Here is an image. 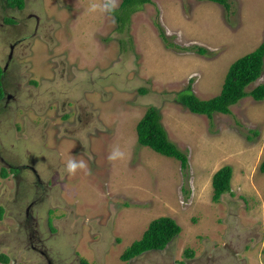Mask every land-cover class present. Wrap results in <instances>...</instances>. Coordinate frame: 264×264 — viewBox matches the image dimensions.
Masks as SVG:
<instances>
[{"label": "rangeland", "instance_id": "374dc122", "mask_svg": "<svg viewBox=\"0 0 264 264\" xmlns=\"http://www.w3.org/2000/svg\"><path fill=\"white\" fill-rule=\"evenodd\" d=\"M150 1L119 28L114 14L89 11L104 0H23V9L0 0V67L17 44L4 77L15 99L0 103V264H123L159 217L180 234L124 264H264V100L246 97L208 119L175 99L190 84L200 100L220 93L230 65L264 42V0H227L228 11ZM191 47L208 55L183 50ZM260 84L264 64L247 91ZM150 106L185 169L138 144ZM117 146L125 158L109 161ZM70 159L90 172L69 174ZM225 165L231 192L213 203L212 176Z\"/></svg>", "mask_w": 264, "mask_h": 264}, {"label": "trees", "instance_id": "16d2710c", "mask_svg": "<svg viewBox=\"0 0 264 264\" xmlns=\"http://www.w3.org/2000/svg\"><path fill=\"white\" fill-rule=\"evenodd\" d=\"M217 3L225 8L230 9L227 0H200ZM6 6L10 9H23V0H5ZM150 5V0H121L120 7L114 10L112 14L116 16L119 22V28H123V23L129 20L131 14L138 12L144 5ZM120 14L118 15V12ZM124 15V17H123ZM12 23L11 19L6 20ZM156 27L159 36L164 43L168 38L162 27L157 23ZM167 47L180 49L173 44H167ZM186 51H193L198 55H208V51L202 47L183 48ZM264 64V42L255 50L237 59L230 65L225 75L224 82L220 93L214 98L200 100L193 92L191 84L184 90L177 93L176 102L193 114L206 116L212 119L213 114L220 113L230 115V108L236 105L240 100L251 97L255 101L264 100V84L253 87L250 91L247 88L257 81L263 71ZM3 71L0 67V103L3 101L4 85ZM192 82V81H191ZM1 110H5L3 106ZM160 111L155 107H148L143 117L136 125L137 142L143 147L153 150L155 153L166 158L174 159L180 162L182 169L187 167V157L179 148L169 140L167 131L161 123ZM264 173V161L259 167ZM14 172V170H11ZM6 171L3 170L1 177L5 178ZM232 168L228 165L223 166L212 176V202L218 203L222 195L231 192ZM1 209V208H0ZM2 210V209H1ZM2 211H0L1 218ZM181 232V227L170 217H159L150 222L147 229L143 232L140 240L133 242L120 256L122 263H127L136 257L150 251H163L172 241H174ZM185 254L193 256V251L188 250ZM0 261L7 262L4 255H0ZM82 264H87L81 261Z\"/></svg>", "mask_w": 264, "mask_h": 264}, {"label": "clouds", "instance_id": "9594fccd", "mask_svg": "<svg viewBox=\"0 0 264 264\" xmlns=\"http://www.w3.org/2000/svg\"><path fill=\"white\" fill-rule=\"evenodd\" d=\"M115 0H104L102 5L92 4L89 7L90 12L100 11L101 13L111 14L115 10ZM125 158V153L118 146L114 147L110 152L109 161H120ZM77 170H84L86 173L90 172L87 163L84 160L70 159L66 164V171L69 174H75Z\"/></svg>", "mask_w": 264, "mask_h": 264}, {"label": "flooded vegetation", "instance_id": "af4514ba", "mask_svg": "<svg viewBox=\"0 0 264 264\" xmlns=\"http://www.w3.org/2000/svg\"><path fill=\"white\" fill-rule=\"evenodd\" d=\"M17 44H13V46L12 45H10V47H13V49H11L10 47H9V54H8V57H7V61H6V63H5V65H4V67L2 68V71H3V85L6 87V84H8L9 82L8 81H4V77H5V75L7 74L8 75V73H9V71H8V69H9V63L11 62V61H13L12 60V57H13V53H14V49H15V46H16ZM7 80V79H6ZM5 87H4V96H3V100H4V98H5V102H6V104L8 103V102H10V101H14V99H15V97L13 96V95H11V94H8V93H6V91H5ZM68 104V103H67ZM1 161H2V159H1ZM7 163H5V165H6ZM26 166H24L23 168H25ZM14 169V168H13ZM13 169H11V170H13ZM18 168H15L14 169V172H12L13 174H17V172H15L16 170H17ZM27 169H30L31 170V173H33L32 175L35 177V179L37 180V185L39 184V185H42L41 183V181L39 180V177H38V175L36 174V171L33 169V168H31V167H29V168H27ZM10 170V171H11ZM43 186V185H42ZM42 189H43V187H41ZM34 203V202H33ZM33 203H31V204H29V206L26 208V210H25V214H24V219H25V221H30V220H33V217L31 216V212H30V209L34 206L33 205ZM3 210V209H2ZM36 233V230H33V233ZM31 248L32 249H35V246H33V245H31ZM40 253H42V252H40ZM43 254V253H42Z\"/></svg>", "mask_w": 264, "mask_h": 264}, {"label": "water", "instance_id": "95a60500", "mask_svg": "<svg viewBox=\"0 0 264 264\" xmlns=\"http://www.w3.org/2000/svg\"><path fill=\"white\" fill-rule=\"evenodd\" d=\"M11 49H13V47H11Z\"/></svg>", "mask_w": 264, "mask_h": 264}]
</instances>
